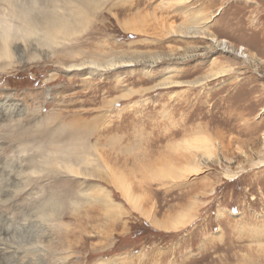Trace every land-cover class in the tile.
<instances>
[{
	"label": "rangeland",
	"instance_id": "1",
	"mask_svg": "<svg viewBox=\"0 0 264 264\" xmlns=\"http://www.w3.org/2000/svg\"><path fill=\"white\" fill-rule=\"evenodd\" d=\"M8 26L0 264H264V0H0Z\"/></svg>",
	"mask_w": 264,
	"mask_h": 264
},
{
	"label": "bare ground",
	"instance_id": "2",
	"mask_svg": "<svg viewBox=\"0 0 264 264\" xmlns=\"http://www.w3.org/2000/svg\"><path fill=\"white\" fill-rule=\"evenodd\" d=\"M25 21H26V24H27V25H24V27H23L25 33H30L31 34V33L35 32L36 28H39V26L37 25V22L35 23L34 20H30L29 18L26 17L25 18ZM44 28H46V29H44V31L46 33V37L48 39L52 40L53 37H54V34L56 32V26H55V24L52 21L46 20L45 27ZM11 29H14V27L8 26V28H6V31H4V32L1 33V39H0V59H6V60H8V62H6L4 66L3 65L0 66V71H5V70L11 68L14 65L13 64V59H14V56L13 55L14 54H13V51H12V44H11V42H12L11 40L13 39L14 33L12 32ZM21 29L22 28H20V29L18 28V31L21 30ZM72 68L73 67L70 66L69 69H72ZM99 68H101V66ZM70 151H72V149ZM64 157H66V156H64ZM70 168H72V167H70ZM187 169L188 168H186L185 170L188 171ZM182 172H184V171L181 170V173L180 174H182ZM178 177H179V175H178ZM115 181H116V183L118 185L119 184H121V185L125 184L126 185V183L124 181H123V184H122L120 179H118V181L117 180H115ZM127 191H130V190L127 189ZM130 194L131 193H129V192H126L125 193V196L128 198V200H131ZM193 213H194L193 210H188V212L184 211V212H182L179 215V217H177L173 221L167 222V223H159L158 222V223H156V225L158 224L159 227L165 228L168 231L174 230V229L177 230L181 226H184L186 224V222H188L190 220V218L192 217Z\"/></svg>",
	"mask_w": 264,
	"mask_h": 264
},
{
	"label": "built area",
	"instance_id": "3",
	"mask_svg": "<svg viewBox=\"0 0 264 264\" xmlns=\"http://www.w3.org/2000/svg\"><path fill=\"white\" fill-rule=\"evenodd\" d=\"M218 46H223V47H225L226 49V51H228V52H230V51H235V54H237V55H240L241 57H248V53L246 52V48H245V46H240L239 48H238V50H233V47H231L230 45H229V43H228V41L227 40H223V42H220L219 44H217Z\"/></svg>",
	"mask_w": 264,
	"mask_h": 264
}]
</instances>
